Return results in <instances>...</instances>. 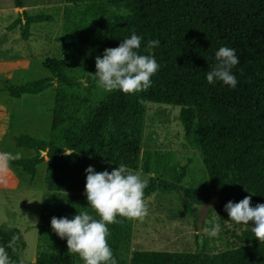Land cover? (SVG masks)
Wrapping results in <instances>:
<instances>
[{
  "label": "trees",
  "instance_id": "obj_1",
  "mask_svg": "<svg viewBox=\"0 0 264 264\" xmlns=\"http://www.w3.org/2000/svg\"><path fill=\"white\" fill-rule=\"evenodd\" d=\"M16 7L24 8L22 0ZM64 22L56 41L64 52H85L102 56L106 48L117 47L132 30L142 37L140 53L153 55L160 65L146 91L128 95L106 92L82 117L67 103L68 95L58 88L53 108L52 135L43 141L22 134L16 146L36 151V156L12 160V166L35 179L37 166L46 162V193L40 216L36 264H83L67 251L66 239L51 229L53 216L67 217L87 212L99 218L88 205L85 169L111 172L124 166L137 172L145 156L144 167L150 172L153 160L142 152V138L148 103L180 107L179 119L185 136L200 150L206 178L196 185L184 186L187 168L178 169L164 155L155 153L154 161L161 177L150 179L144 199L158 190L176 191L184 205L194 212L214 197L221 223L229 222L224 205L251 196V205L264 203V0H65ZM53 15L18 13L8 27H20L28 39L33 24L51 22ZM160 45L147 48L150 40ZM222 46L236 50L239 64L233 69L238 84L229 89L221 82L208 84L206 73L214 64V53ZM74 58L47 57L43 66L51 77L21 85L6 81L5 91L12 97L37 95L53 86L79 87L83 78L72 77ZM96 73V72H95ZM85 77L97 84L94 74ZM75 152L65 155L63 149ZM43 152L48 160L45 161ZM152 160V161H151ZM171 177V180L167 178ZM200 217V215H199ZM109 225L108 243L117 264H264V243L251 228L238 237L243 245L208 253L200 247L194 252L132 251L135 220L118 217ZM13 237H16L13 241ZM12 242V247H8ZM0 246L9 253L11 264H21L26 242L16 227L0 225Z\"/></svg>",
  "mask_w": 264,
  "mask_h": 264
},
{
  "label": "rangeland",
  "instance_id": "obj_2",
  "mask_svg": "<svg viewBox=\"0 0 264 264\" xmlns=\"http://www.w3.org/2000/svg\"><path fill=\"white\" fill-rule=\"evenodd\" d=\"M24 8L16 7L15 0H0V58H27L30 60V68L19 70L10 78V83L21 85L29 81L51 77V73L44 68L43 62L47 57L67 58L73 57L75 65L70 76L83 78L79 87L68 88L65 85L58 86L54 81L53 86L46 91L37 94H25L21 97H12L5 91L6 81L0 79V102L7 108L10 121L0 140V154H7L4 159L0 156V166L5 172L14 171L28 185L46 193L45 173L46 162L37 166V174L32 181L30 176L20 169L12 166V160L26 159L36 156V151L16 146L15 138L26 134L33 138L49 141L52 135L53 108L58 88H62L68 95L67 103L73 111L84 117L91 108L106 93L97 84L90 85L85 82V77L96 72L95 60L97 56L88 55L85 52H64L56 41V36L61 32L64 22V11L68 5L65 0H22ZM27 9L32 13L46 12L53 15L51 22L33 24L30 28L31 35L25 39L18 26L14 30L8 27L18 17L20 10ZM102 57V56H101ZM108 93V92H107ZM180 107L166 104L148 103L142 138V152H149L153 160L150 172L144 167L145 156L142 154L140 167L137 172L147 178L148 183L153 177H161L160 166L154 161L155 153L159 152L178 169L187 168V175L183 180L184 186L198 184L206 178L203 156L195 144L186 138L184 127L179 119ZM1 124V123H0ZM6 126L0 125V129ZM2 135V133L0 134ZM48 160L46 154L43 155ZM151 160V161H152ZM171 180L170 176H167ZM196 184V185H197ZM41 201V197H40ZM147 215L140 220H135L132 239V251H174L194 252L199 244L208 253L225 251L236 246L243 245L238 237L248 225L236 228L229 222L221 223L216 211H207L203 218L202 227H199V215L201 209L191 212L183 203L176 191L158 190L145 199ZM39 209H36L38 214ZM41 215V214H40ZM37 218V217H36ZM39 223L24 227L23 236L26 247L23 252V260L35 262L37 257V239ZM219 225L215 235L210 234V229ZM0 225L10 228L8 223Z\"/></svg>",
  "mask_w": 264,
  "mask_h": 264
},
{
  "label": "clouds",
  "instance_id": "obj_3",
  "mask_svg": "<svg viewBox=\"0 0 264 264\" xmlns=\"http://www.w3.org/2000/svg\"><path fill=\"white\" fill-rule=\"evenodd\" d=\"M142 37L135 29L129 38L122 39L115 48H106L102 57L95 60L97 85L105 92L120 91L133 95L148 90L152 85V77L158 72L160 65L151 54L140 53ZM158 39L150 40L148 49L158 47ZM214 64L206 73L208 84L221 82L229 89L238 84L233 69L239 64L236 50L222 46L214 53ZM237 71L240 69L236 68ZM75 152L72 148L63 149L65 155ZM4 159L7 154H0ZM86 184L84 195L88 205L99 217L94 218L87 212H81L71 219L53 216L50 226L60 238L66 239L67 251L77 254L83 264H117L113 251L108 243L109 225L119 223L118 217L140 220L147 215L145 204V188L147 178L139 172H129L124 166H118L111 172L107 169L95 171L89 165L85 169ZM229 220L236 224L248 225L252 222L251 231L260 243H264V203L251 205V196H245L239 202L228 201L224 205ZM219 225L210 229L215 235ZM16 237H13L15 241ZM8 247H12L9 242ZM0 264H11L10 256L4 246H0Z\"/></svg>",
  "mask_w": 264,
  "mask_h": 264
},
{
  "label": "crops",
  "instance_id": "obj_4",
  "mask_svg": "<svg viewBox=\"0 0 264 264\" xmlns=\"http://www.w3.org/2000/svg\"><path fill=\"white\" fill-rule=\"evenodd\" d=\"M30 64L27 58H0V79L10 81L19 70L29 69ZM9 115L7 108L0 102V125H6L4 129H0V134L2 133L0 140L9 127ZM2 168L0 166V223H8L21 231H24L27 225L34 223L36 229L43 207L44 189H35L26 181H22L16 172H5ZM36 209H39L38 214Z\"/></svg>",
  "mask_w": 264,
  "mask_h": 264
},
{
  "label": "water",
  "instance_id": "obj_5",
  "mask_svg": "<svg viewBox=\"0 0 264 264\" xmlns=\"http://www.w3.org/2000/svg\"><path fill=\"white\" fill-rule=\"evenodd\" d=\"M46 154V152H43L42 155ZM219 204V198L218 197H214L212 199H210L207 203H205L204 205L200 206L201 212H200V217H199V227L201 229L202 227V223H203V218L205 216V214L207 213V211L209 210V208L211 207H215ZM21 264H36V262H26L24 260H22Z\"/></svg>",
  "mask_w": 264,
  "mask_h": 264
}]
</instances>
